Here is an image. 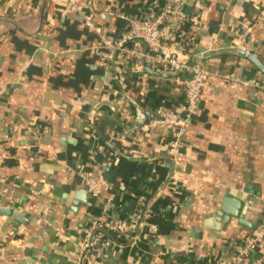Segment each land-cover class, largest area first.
Listing matches in <instances>:
<instances>
[{
	"label": "crops",
	"instance_id": "0c3cea01",
	"mask_svg": "<svg viewBox=\"0 0 264 264\" xmlns=\"http://www.w3.org/2000/svg\"><path fill=\"white\" fill-rule=\"evenodd\" d=\"M150 1L0 0V211L26 216L22 224L0 214V264H74L93 222L133 223L139 197L155 190L135 243L116 237L91 264H227L231 245L258 228L264 75L233 54L200 61L210 77L174 167L168 131L136 129L159 107L181 112L178 80L107 64L101 40L122 36ZM185 14L197 21L189 61L243 48L264 65V0H187ZM101 155L108 186L94 198L78 174ZM226 196L229 223L205 227L212 219L219 228ZM244 264H264V240Z\"/></svg>",
	"mask_w": 264,
	"mask_h": 264
},
{
	"label": "built area",
	"instance_id": "2783aa9c",
	"mask_svg": "<svg viewBox=\"0 0 264 264\" xmlns=\"http://www.w3.org/2000/svg\"><path fill=\"white\" fill-rule=\"evenodd\" d=\"M186 7L187 0H151L142 16L126 19L127 30L122 36L116 39L101 37L109 65L116 67L123 61L136 68L149 67L158 72L182 71L187 75L185 79L176 78L184 96L181 112L159 107L152 117L136 129V132L141 134H150L158 127L166 129L168 139L165 142V152L174 167L182 163V138L188 123L199 108L210 77L205 65L189 61L194 56L195 35L193 31L183 30L187 22ZM85 20L89 26L90 18L86 17ZM196 24V19H193L191 25ZM224 78L235 82L230 75H225ZM92 160L90 170L79 172L78 175L83 187L92 197L98 198L108 186L104 168L109 161L104 155H101L99 161ZM139 202L140 209L134 214L133 223L115 221L106 226L97 221L93 222L74 251V264H91L98 248H105L114 243L113 240L105 238L101 230H110L116 233L117 237H127L131 243H135V226L142 223L147 212V209L144 210L146 198L140 196ZM263 240L264 208L255 232L231 245L227 264L247 263L261 248Z\"/></svg>",
	"mask_w": 264,
	"mask_h": 264
},
{
	"label": "water",
	"instance_id": "95a60500",
	"mask_svg": "<svg viewBox=\"0 0 264 264\" xmlns=\"http://www.w3.org/2000/svg\"><path fill=\"white\" fill-rule=\"evenodd\" d=\"M189 11V9L187 10V12ZM223 53H227V54H233L239 58H242L244 60H247L248 62H250L257 70L258 72H260L261 74L264 75V65L261 63V61L255 56L253 55L251 52L243 49V48H224V49H219V50H211V51H207L202 53L201 55L197 56L195 59L197 62H200L201 60H205L208 59L212 56L218 55V54H223ZM144 71L150 75V76H166V73H159L156 72L152 69H150L149 67H144ZM109 105V102H100L98 104V107L101 105ZM108 145V144H107ZM110 147V146H108ZM111 150H115L114 148L110 147ZM231 201V197L226 196L225 197V202L223 204V206L221 207L220 211L217 212L215 214V216H217V219L219 220L221 218V225L219 226H215L213 224V220H207L204 223V226L207 228H215V229H224V227L229 223L230 218L229 215L230 213L227 211V205L229 202ZM0 214L6 215V216H10L11 218H13L14 220L25 224L26 223V216H22L20 215L18 212L14 211V210H10V211H0ZM233 215H236L233 214Z\"/></svg>",
	"mask_w": 264,
	"mask_h": 264
},
{
	"label": "trees",
	"instance_id": "16d2710c",
	"mask_svg": "<svg viewBox=\"0 0 264 264\" xmlns=\"http://www.w3.org/2000/svg\"><path fill=\"white\" fill-rule=\"evenodd\" d=\"M162 2V1H161ZM184 31H193L194 32V26H192L189 22H186V24L183 27ZM195 45H196V36H195ZM194 51V50H193ZM166 77L170 78V79H185L187 78V75L182 72V71H170L166 73ZM113 83L115 84V86H117L118 92L119 93H123L120 82H118L116 79L113 80ZM158 193L157 190H155V192L151 195L147 197L146 200V205L144 210L147 209L151 199L154 197V195H156ZM101 233L104 235L105 238H109L111 240H114L117 237V234L110 231V230H101ZM128 241H130V238H128Z\"/></svg>",
	"mask_w": 264,
	"mask_h": 264
}]
</instances>
